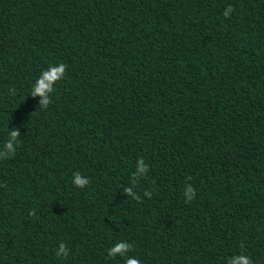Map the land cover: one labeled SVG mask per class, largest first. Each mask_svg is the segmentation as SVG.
Listing matches in <instances>:
<instances>
[{
  "label": "trees",
  "instance_id": "obj_1",
  "mask_svg": "<svg viewBox=\"0 0 264 264\" xmlns=\"http://www.w3.org/2000/svg\"><path fill=\"white\" fill-rule=\"evenodd\" d=\"M240 255L264 264V0H0V264Z\"/></svg>",
  "mask_w": 264,
  "mask_h": 264
},
{
  "label": "clouds",
  "instance_id": "obj_2",
  "mask_svg": "<svg viewBox=\"0 0 264 264\" xmlns=\"http://www.w3.org/2000/svg\"><path fill=\"white\" fill-rule=\"evenodd\" d=\"M234 11L231 5H229L226 10L224 11L223 15L226 18H229L231 13ZM67 65L66 64H59L58 66L51 67L49 71L43 73L42 78L39 79L36 83L34 91L31 93L33 96L39 95L44 97L42 103L45 107L48 106L49 100L47 98V93L52 91L53 84L57 81L61 80L64 77L66 72ZM11 136L15 139L18 136V131H12ZM8 148L12 149L11 143L8 144ZM14 151V150H13ZM141 171L144 170V163L143 161L140 162ZM191 180V177H189ZM74 183L77 187L82 188L85 184H89V180L82 179L80 173H75V180ZM186 202H191L195 197V189L192 186H188L187 193H186ZM30 215H35L34 213H30ZM130 250V245L128 243L121 242L117 244L115 247L110 249L109 254L115 257L117 254L123 256L127 251ZM60 253L67 255L66 246L62 243L60 247V252L57 253L59 256ZM126 264H140V261L135 259H128L126 260ZM229 264H253L252 260L245 255H240L234 259H231Z\"/></svg>",
  "mask_w": 264,
  "mask_h": 264
}]
</instances>
